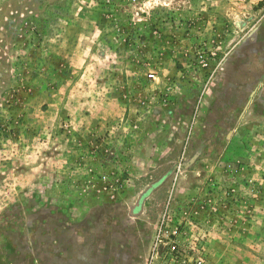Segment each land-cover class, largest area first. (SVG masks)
<instances>
[{
	"label": "rangeland",
	"instance_id": "374dc122",
	"mask_svg": "<svg viewBox=\"0 0 264 264\" xmlns=\"http://www.w3.org/2000/svg\"><path fill=\"white\" fill-rule=\"evenodd\" d=\"M153 257L264 264V0H0V264Z\"/></svg>",
	"mask_w": 264,
	"mask_h": 264
},
{
	"label": "built area",
	"instance_id": "2783aa9c",
	"mask_svg": "<svg viewBox=\"0 0 264 264\" xmlns=\"http://www.w3.org/2000/svg\"><path fill=\"white\" fill-rule=\"evenodd\" d=\"M154 259L155 257L152 258V261L150 262V264H155Z\"/></svg>",
	"mask_w": 264,
	"mask_h": 264
},
{
	"label": "trees",
	"instance_id": "16d2710c",
	"mask_svg": "<svg viewBox=\"0 0 264 264\" xmlns=\"http://www.w3.org/2000/svg\"><path fill=\"white\" fill-rule=\"evenodd\" d=\"M261 4H263V3H261Z\"/></svg>",
	"mask_w": 264,
	"mask_h": 264
}]
</instances>
